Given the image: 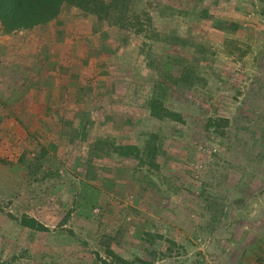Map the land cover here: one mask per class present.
Listing matches in <instances>:
<instances>
[{"label":"rangeland","instance_id":"374dc122","mask_svg":"<svg viewBox=\"0 0 264 264\" xmlns=\"http://www.w3.org/2000/svg\"><path fill=\"white\" fill-rule=\"evenodd\" d=\"M77 8L66 109L0 77V264H264V0Z\"/></svg>","mask_w":264,"mask_h":264},{"label":"crops","instance_id":"0c3cea01","mask_svg":"<svg viewBox=\"0 0 264 264\" xmlns=\"http://www.w3.org/2000/svg\"><path fill=\"white\" fill-rule=\"evenodd\" d=\"M79 11L77 7L68 8L45 24L11 34L0 33V77L7 84L10 108L32 112L63 111L66 109L64 98L73 97L76 87L85 78L91 80L89 73L74 72L76 69L67 57L63 56L64 60L59 58L60 54L53 55L54 48L60 49L61 54L82 55L80 50L75 51V37L86 39L95 32L91 15ZM103 75L97 76L98 79L103 77L107 81L111 78L109 73Z\"/></svg>","mask_w":264,"mask_h":264},{"label":"trees","instance_id":"16d2710c","mask_svg":"<svg viewBox=\"0 0 264 264\" xmlns=\"http://www.w3.org/2000/svg\"><path fill=\"white\" fill-rule=\"evenodd\" d=\"M112 1L113 3L106 4L104 0H0V22L4 31L11 33L53 20L66 3L97 12L101 6L110 8L117 0ZM108 13V11L105 12L107 16ZM167 113V115H172V112ZM22 223L39 231H50L47 226L27 215L23 217Z\"/></svg>","mask_w":264,"mask_h":264}]
</instances>
